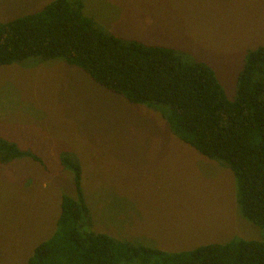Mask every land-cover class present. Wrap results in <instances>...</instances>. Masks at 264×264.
Segmentation results:
<instances>
[{
  "label": "rangeland",
  "instance_id": "1",
  "mask_svg": "<svg viewBox=\"0 0 264 264\" xmlns=\"http://www.w3.org/2000/svg\"><path fill=\"white\" fill-rule=\"evenodd\" d=\"M49 1L0 0V21ZM83 12L121 38L204 61L229 100L246 52L264 45V0H83ZM0 137L44 163L0 162V264H27L54 232L62 196L75 197L62 152L79 160L95 232L169 252L262 239L241 214L227 166L176 137L157 110L107 90L60 58L0 66ZM144 150L146 156H131ZM154 151L166 154L153 157Z\"/></svg>",
  "mask_w": 264,
  "mask_h": 264
},
{
  "label": "trees",
  "instance_id": "2",
  "mask_svg": "<svg viewBox=\"0 0 264 264\" xmlns=\"http://www.w3.org/2000/svg\"><path fill=\"white\" fill-rule=\"evenodd\" d=\"M62 59L135 104L155 109L170 131L233 173L244 218L262 239L234 238L189 250L163 251L90 229L76 155L62 152L74 174L75 197L63 195L52 235L27 264H264V45L249 49L232 100L214 70L182 49L124 39L83 12V0H51L36 11L0 21V66ZM29 157L30 149L0 137V162Z\"/></svg>",
  "mask_w": 264,
  "mask_h": 264
},
{
  "label": "crops",
  "instance_id": "3",
  "mask_svg": "<svg viewBox=\"0 0 264 264\" xmlns=\"http://www.w3.org/2000/svg\"><path fill=\"white\" fill-rule=\"evenodd\" d=\"M131 153L134 154V155H131V156H133V157H137V155H138L139 153H143L142 156H146V155H145V154H146V151H145V150H144V151H132ZM158 153H160L161 155H165V154H166V152L154 151V152H153L154 155H152V156H153V157L160 156ZM134 162H136V163L138 164V166H140V165L143 164V160H134ZM148 171H149V170L144 171V172L147 173Z\"/></svg>",
  "mask_w": 264,
  "mask_h": 264
}]
</instances>
